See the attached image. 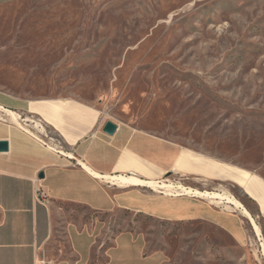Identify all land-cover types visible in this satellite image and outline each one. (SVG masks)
Masks as SVG:
<instances>
[{
    "label": "rangeland",
    "instance_id": "374dc122",
    "mask_svg": "<svg viewBox=\"0 0 264 264\" xmlns=\"http://www.w3.org/2000/svg\"><path fill=\"white\" fill-rule=\"evenodd\" d=\"M0 90L77 98L264 176V0H0ZM19 120L63 149L53 132ZM163 182L175 185L156 186L169 193L181 186ZM100 217L107 244L131 229L162 264H264L257 217L262 239L246 219L241 243L204 220Z\"/></svg>",
    "mask_w": 264,
    "mask_h": 264
},
{
    "label": "crops",
    "instance_id": "0c3cea01",
    "mask_svg": "<svg viewBox=\"0 0 264 264\" xmlns=\"http://www.w3.org/2000/svg\"><path fill=\"white\" fill-rule=\"evenodd\" d=\"M24 116L53 132L63 149L54 151L28 133L20 125ZM108 120L77 98H23L0 90V141L9 142V150L0 151V264H162L136 231L123 230L110 244L103 240L100 215L117 210L204 220L240 243L249 237L246 219L256 233L244 209L264 225L262 174L128 123L113 121L118 128L108 134ZM122 175L158 183L178 178L187 191L112 179Z\"/></svg>",
    "mask_w": 264,
    "mask_h": 264
},
{
    "label": "bare ground",
    "instance_id": "6f19581e",
    "mask_svg": "<svg viewBox=\"0 0 264 264\" xmlns=\"http://www.w3.org/2000/svg\"><path fill=\"white\" fill-rule=\"evenodd\" d=\"M11 113L12 114H14V115H16V113L15 112H12L11 111ZM100 177V176H99ZM102 177V176H101ZM110 178H112V177H110ZM115 182H117V183H119V184H122V185H128V184H138V183H147V184H149V186L151 185V186H158V185H160L161 186V188H166L167 190L166 191H169V189L171 188V190H173L174 189V187H175V185H173L172 183L170 184V183H166V182H161V183H158V182H147V181H142V180H140L139 178H137V177H134V176H124V175H122V176H116V177H113L112 178ZM113 181V182H114ZM159 186V187H160ZM173 188V189H172ZM178 188H179V190H177L176 191V193L175 194H180L181 192H182V190L183 191H187L186 190V188L184 187V186H178ZM164 190V189H163ZM170 190V191H171ZM188 192H191L192 193V190L191 189H189L188 188ZM187 192V193H188ZM196 194H203V195H206V194H210L209 192H207V193H202V192H200V191H194ZM212 196H216V197H223V196H221V194H218V193H214V194H211ZM229 201H231L232 203H236L237 205H240L241 203L239 202V201H237V200H235L234 198H230L229 197ZM245 210V212L248 214V216L250 217V219H251V221H252V224H253V226H254V228H255V230H256V235H258V236H260V238L262 239V231H261V228H260V226L258 225V223L256 222V220L254 219V217H252V215L249 213V211H247V209H244Z\"/></svg>",
    "mask_w": 264,
    "mask_h": 264
},
{
    "label": "water",
    "instance_id": "95a60500",
    "mask_svg": "<svg viewBox=\"0 0 264 264\" xmlns=\"http://www.w3.org/2000/svg\"><path fill=\"white\" fill-rule=\"evenodd\" d=\"M118 128L117 123L113 122L112 120H108L104 125V131L108 134H114ZM9 150V142L7 140L0 141V151H8ZM45 173L41 171L39 173V177L43 178Z\"/></svg>",
    "mask_w": 264,
    "mask_h": 264
}]
</instances>
